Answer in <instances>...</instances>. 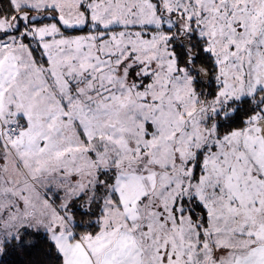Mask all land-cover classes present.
<instances>
[{
  "label": "snow or ice",
  "instance_id": "1",
  "mask_svg": "<svg viewBox=\"0 0 264 264\" xmlns=\"http://www.w3.org/2000/svg\"><path fill=\"white\" fill-rule=\"evenodd\" d=\"M0 264H264V0H0Z\"/></svg>",
  "mask_w": 264,
  "mask_h": 264
}]
</instances>
